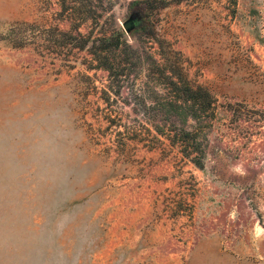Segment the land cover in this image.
Wrapping results in <instances>:
<instances>
[{"label":"rangeland","instance_id":"1","mask_svg":"<svg viewBox=\"0 0 264 264\" xmlns=\"http://www.w3.org/2000/svg\"><path fill=\"white\" fill-rule=\"evenodd\" d=\"M91 1L79 31L121 33L119 76L10 46L14 22L68 24L56 0H0V264H264V0H165L143 22ZM178 75L213 99L201 168L149 124Z\"/></svg>","mask_w":264,"mask_h":264},{"label":"trees","instance_id":"2","mask_svg":"<svg viewBox=\"0 0 264 264\" xmlns=\"http://www.w3.org/2000/svg\"><path fill=\"white\" fill-rule=\"evenodd\" d=\"M56 4L59 7V19L68 24L66 30L60 29L56 24L53 25L52 30H46L37 29L36 25L26 21L14 22L10 24L8 37L6 36L10 46L23 47L37 39L41 43L57 44L69 49H85L91 60L95 62V66L106 71L107 76H119L121 61L114 56V51L120 52L128 47L121 33L116 30L113 33L98 31V35H93L91 31L88 34L79 31L88 21L94 26L98 24L96 17H93L91 0H56ZM132 4L134 13L142 21L146 20L153 10L162 7L165 0H132ZM170 83L173 86L179 84L180 86L169 97L167 107L160 110L164 117L163 121L158 125L153 121L149 124L155 133L166 137L170 145L178 146L182 158L201 168L204 153L200 148L199 135L202 127L199 123L208 113L212 114L210 110L213 99L205 88L191 86L179 75L175 80L172 77ZM177 118L180 120L179 124L175 122ZM188 121L191 123L188 124ZM171 124L176 127L171 129Z\"/></svg>","mask_w":264,"mask_h":264},{"label":"water","instance_id":"3","mask_svg":"<svg viewBox=\"0 0 264 264\" xmlns=\"http://www.w3.org/2000/svg\"><path fill=\"white\" fill-rule=\"evenodd\" d=\"M122 27L125 31H129V29H131L132 24L130 22V18L127 19L125 22L122 23Z\"/></svg>","mask_w":264,"mask_h":264}]
</instances>
